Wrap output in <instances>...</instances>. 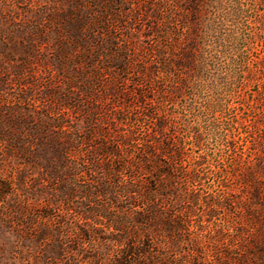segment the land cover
I'll use <instances>...</instances> for the list:
<instances>
[{"label":"rangeland","instance_id":"1","mask_svg":"<svg viewBox=\"0 0 264 264\" xmlns=\"http://www.w3.org/2000/svg\"><path fill=\"white\" fill-rule=\"evenodd\" d=\"M0 264H264V0H0Z\"/></svg>","mask_w":264,"mask_h":264},{"label":"trees","instance_id":"2","mask_svg":"<svg viewBox=\"0 0 264 264\" xmlns=\"http://www.w3.org/2000/svg\"><path fill=\"white\" fill-rule=\"evenodd\" d=\"M191 55H192V54H191ZM196 65H197V64H196ZM159 172L162 173V174H164V173L167 174V173H168L167 170H160Z\"/></svg>","mask_w":264,"mask_h":264}]
</instances>
